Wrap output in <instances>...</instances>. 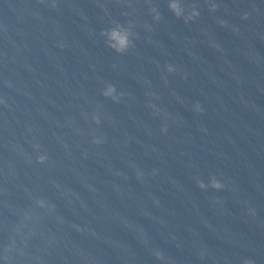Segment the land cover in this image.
I'll return each instance as SVG.
<instances>
[{"label": "clouds", "instance_id": "clouds-1", "mask_svg": "<svg viewBox=\"0 0 264 264\" xmlns=\"http://www.w3.org/2000/svg\"><path fill=\"white\" fill-rule=\"evenodd\" d=\"M55 7V4L52 5ZM169 10L176 16L177 18H183L185 22L188 21H194L196 18L199 17L200 13L196 10V6L192 5L191 10L187 11L181 3V0H170L168 4ZM209 10L212 12H215L217 10L216 4H211L209 6ZM151 11L155 13V19L159 21L161 19L160 14L157 12L155 8H152ZM244 19H247V14L243 17ZM221 27H227V21L220 20L218 21ZM235 31V29H233ZM101 35H105L109 39V47L112 48L115 52L123 54L125 53L130 47H132V41L130 37L132 36V33L127 29L124 28L122 25H117L116 27L110 28L108 30H104L101 32ZM168 72H173L175 69L172 65L168 66ZM102 95L106 98H111L115 102H119L120 97L123 95V93L116 95V87L115 85L109 84L105 91L102 92ZM196 110L202 111L200 104L197 103L195 105ZM99 122V121H97ZM162 131H167V128H163ZM38 147V146H37ZM45 159L44 156L38 157L39 162H43ZM197 185L200 189H205L207 186H210L211 188L215 190H220L225 187L223 183H221L219 180L216 179L215 176L210 178V185H205L202 181H197ZM156 258L160 259L161 254L157 252Z\"/></svg>", "mask_w": 264, "mask_h": 264}]
</instances>
